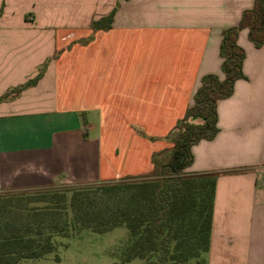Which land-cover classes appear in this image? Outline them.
<instances>
[{
    "label": "crops",
    "instance_id": "1",
    "mask_svg": "<svg viewBox=\"0 0 264 264\" xmlns=\"http://www.w3.org/2000/svg\"><path fill=\"white\" fill-rule=\"evenodd\" d=\"M253 1L0 0V192L152 172L200 78L223 77L221 33ZM72 39L88 40L80 65L65 61ZM237 43L245 77L185 169L217 173L206 264H264V43L246 29Z\"/></svg>",
    "mask_w": 264,
    "mask_h": 264
},
{
    "label": "trees",
    "instance_id": "2",
    "mask_svg": "<svg viewBox=\"0 0 264 264\" xmlns=\"http://www.w3.org/2000/svg\"><path fill=\"white\" fill-rule=\"evenodd\" d=\"M113 11L92 26H110ZM255 47L264 43V0H254L237 24L221 33L223 77L205 74L184 114L165 136L170 149L152 155L148 174L126 175L77 187L0 192V264H23L53 252L55 236L87 229L104 232L123 225L129 231L120 262L135 258L145 264H206L210 244L217 173H190L191 147L218 131L217 101L231 95L244 78L240 30ZM38 75L20 88L34 83ZM198 120V122H196Z\"/></svg>",
    "mask_w": 264,
    "mask_h": 264
},
{
    "label": "rangeland",
    "instance_id": "3",
    "mask_svg": "<svg viewBox=\"0 0 264 264\" xmlns=\"http://www.w3.org/2000/svg\"><path fill=\"white\" fill-rule=\"evenodd\" d=\"M87 41V39L70 40L67 44V49L73 48L75 45L77 46L71 55L66 56L65 61L80 65L79 44H84ZM54 58H59L58 51L51 58L45 59L43 65ZM93 121L94 123L96 122V120ZM94 129H97V127L92 128V132L95 134ZM141 136L154 140V137L147 136L146 134H141ZM128 238L129 231L123 225L115 226L104 232L84 229L66 237L55 236L53 239L55 244L53 252L39 258L28 259L23 264H145L144 259L141 258H135L124 263L120 262V255L128 242ZM232 247L234 246H231V250L233 249ZM235 255H237L235 252H231L230 258H233ZM203 258L206 262L205 254ZM230 264H234V262L232 261Z\"/></svg>",
    "mask_w": 264,
    "mask_h": 264
}]
</instances>
